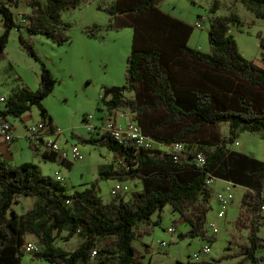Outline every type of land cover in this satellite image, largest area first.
<instances>
[{"label":"trees","instance_id":"1","mask_svg":"<svg viewBox=\"0 0 264 264\" xmlns=\"http://www.w3.org/2000/svg\"><path fill=\"white\" fill-rule=\"evenodd\" d=\"M25 1L30 6L24 25L27 34L18 32L17 37L20 46L36 58L30 34H44L56 43L66 40V24L60 21L59 12L79 0ZM158 1L114 0L115 4L104 7L109 13L125 14L129 19L123 18L133 26L130 50L125 58L124 83L103 86L100 102L106 109L99 114L101 122L102 117H108L117 108H125L140 130L155 143L144 148L129 140L119 141L99 125L93 128L94 137L77 135L80 140L105 145L114 152L117 164L100 167L97 178L137 180L139 188L131 190L128 198L119 194L102 200L94 181L90 186L67 192L58 179L43 174L35 162L9 163L0 157V264H20L19 247L26 233L34 235L40 243L33 256L49 264H154L149 258L143 262L142 252L131 241L142 231L136 228L137 222L148 223L149 215L165 203L177 210L188 224L178 236L213 238L206 231V214L213 191L211 183L206 182L208 176L243 187L228 238L237 247L218 258L238 256L233 264H242L243 259L259 264L262 256L256 255L255 249L264 244V237L257 233L264 221V158L233 150L229 144L237 130L260 131L264 139V67L238 51L233 36L227 32L228 22L238 21V15L234 12L213 15L217 0L212 2L206 25L207 51L186 44L192 25L161 10L156 5ZM240 1L255 17L264 19V0ZM17 2L0 0L3 25L0 57L10 27L21 26L15 22L11 10ZM84 30L96 35V27L86 26ZM257 36L259 46L264 47V32L258 31ZM142 80L149 83L148 102H138L136 93L126 96L123 92L134 90ZM54 82L48 67L40 62L37 86L22 87L9 95L0 115L19 116L35 104L40 121L47 131H53L55 126L40 99ZM148 108H161L165 117L146 123L142 117ZM182 120L188 122L160 134L161 128ZM221 122L227 123V135L218 132L212 140L191 138L204 124L217 128ZM174 141L182 144L178 152L169 149ZM196 152L204 157L200 165L194 160ZM41 155L58 158L65 164L72 161L58 157L51 150H42ZM18 195L36 198L30 207L16 212L11 203ZM61 230H65L64 239L74 233L82 239L74 248L63 249L54 244ZM212 263L213 260L177 262Z\"/></svg>","mask_w":264,"mask_h":264},{"label":"rangeland","instance_id":"2","mask_svg":"<svg viewBox=\"0 0 264 264\" xmlns=\"http://www.w3.org/2000/svg\"><path fill=\"white\" fill-rule=\"evenodd\" d=\"M212 2L213 0H159L156 5L170 15L191 24L192 28L186 44L207 51L206 25L211 14L209 10ZM112 4H115L114 0H79L74 6L61 8L59 19L66 24L68 38L61 43H56L44 34L31 33L32 46L37 56L34 58L20 46L18 41V32L27 34L24 25L28 19L27 13L30 11V6L25 0H18L16 5L11 6V10L15 22L21 26L10 27L3 54L0 57V95L4 97V100H0V109L5 107L6 98L20 88L33 89L37 86L39 66L40 62H43L55 78L50 91L40 99L55 126L54 130L57 131L50 132L48 136L54 138L66 150L72 144L75 145L81 153L80 158L65 164L58 158L43 157L41 147L31 148L24 143L9 162L32 160L43 174L58 179L67 192L90 186L94 181L96 192L102 200H108L113 195L117 197L119 194L128 198L131 190L140 186L137 180H122L120 182L125 184L127 189L111 194L109 189L113 184H119L116 182L118 180L111 177L97 178V173L100 167L117 164L114 152L105 145L80 140L77 137V135L83 137L96 135L95 129L86 128L85 114L94 115L90 120L93 127L99 125V114L106 109L100 102L103 86L124 83L125 58L130 50L133 25L123 18L129 19L125 14L109 13L104 9ZM229 12L238 15V21H229L227 26V32L233 36L238 51L251 60L263 59L264 55L261 56V52L264 53V47L261 48L258 44L257 32H264V19L255 17L240 0H217L213 15L221 16ZM111 21L114 23L113 26L108 25ZM196 22H199V25H196ZM86 26L96 27V35L88 34L84 30ZM2 29L0 16V32ZM123 92L126 96L136 93L138 102H148L151 99L149 83L144 80L136 83L134 90L124 89ZM117 110L122 111L123 114L115 117L116 122L123 125L129 116V111L121 107ZM164 117L165 112L161 108H148L142 118L150 124ZM3 120L12 123L15 134L23 143L25 139L27 140L25 126L40 119L36 105L31 104L19 116L11 113L0 115V122ZM186 122L188 120H182L177 124L161 128L160 134H167L177 125ZM218 132L221 136L227 135L226 122H221L217 128L212 124H204L191 138L212 140ZM229 148L249 152L260 159L264 158V139L260 131L237 130ZM222 184L221 179L215 178L210 186L214 190L220 189ZM242 190L241 185H231L233 197L222 216H216L218 205L212 191L209 198L210 208L206 214L207 220L212 219L217 228L213 233L210 228L206 229L207 234L212 235V239L201 236H178V233L184 231L188 224L168 203L154 210L149 215L148 223L138 221L136 228L142 231L137 233L131 242L142 252V261L146 262L149 258L154 264H177L178 261L184 260H213L212 264H233L238 256L218 257L237 247L228 242V238L233 230V219L239 208ZM35 198V196L18 195L11 203V207L16 212H21L30 207ZM153 219H157V222L153 223ZM257 233L264 237V221L258 226ZM64 234L65 230L57 233L54 244L66 250L74 248L82 239L76 233L64 239ZM161 240L164 243L161 244ZM26 241L36 245L35 251L40 248V243L34 235L26 233L23 242ZM203 244L208 245L209 250L199 252L194 259L192 253ZM226 245L230 247L227 249ZM19 249L20 264H38L39 262L49 264L45 260L35 258L33 256L35 251H25L21 245ZM255 254L262 256L259 264H264V244L256 247ZM242 264H251V262L243 259Z\"/></svg>","mask_w":264,"mask_h":264},{"label":"built area","instance_id":"3","mask_svg":"<svg viewBox=\"0 0 264 264\" xmlns=\"http://www.w3.org/2000/svg\"><path fill=\"white\" fill-rule=\"evenodd\" d=\"M196 25H199V22L195 23ZM4 97L0 95V100H3ZM123 114L120 110H115L112 114L108 115V117H102L101 122H99V126L101 129L107 131L112 137L116 138L119 141H132L135 145L142 146L144 148L152 147L155 143L153 139L143 133L140 130V127L138 124L130 118V116L127 117L125 123L123 125H120L116 122L115 117L117 115ZM93 118L92 113H86L85 119L87 120L86 128L88 130L93 129V125L90 122V120ZM25 129L27 131L26 135L29 140L30 146L32 148H42V150L48 151L51 150L55 152L58 157H63L69 160L78 159L81 157V153L78 150V148L75 145H71L68 150L66 148L61 147L54 138H51L48 136L50 132H57L56 130L53 131H47L44 124L38 120L31 124H28L25 126ZM11 123L8 120H3L0 122V135L4 140H8L11 137ZM171 151L178 152L182 149V144L178 141H174L171 143L170 148ZM194 160L197 164H202L204 161V157L201 152H196L194 155ZM214 180L212 176H208L206 178V182L211 183ZM112 185V187L109 189L111 194H116L119 191H123L127 189V186L125 184H122L120 181ZM231 185L232 182L229 180H223V184L220 189H217L214 191V196L217 201L218 208L216 210V216H222L224 215L225 209L227 207L228 202L233 197V193L231 191ZM262 210L264 212V203L262 205ZM207 228L211 229V232H216V226L213 223V220H207L206 221ZM171 230V228H170ZM160 243H164L163 240L160 241ZM22 248L25 251H35L37 249L36 245L33 242L26 241L22 243ZM209 250L208 245L203 244L201 247L192 253V256L194 259L197 258L199 252H207ZM91 254L94 253V249H91ZM38 264H45L43 262H39Z\"/></svg>","mask_w":264,"mask_h":264},{"label":"crops","instance_id":"4","mask_svg":"<svg viewBox=\"0 0 264 264\" xmlns=\"http://www.w3.org/2000/svg\"><path fill=\"white\" fill-rule=\"evenodd\" d=\"M254 62L258 63L259 65L264 67V58L263 59H256L253 58L252 59ZM15 127L12 125L11 123V137L8 140H4L1 135H0V157H2L3 159H5L7 162H9L10 158L14 156V153L19 150L22 145L25 143L27 146H30L29 140L27 138V140L25 139L24 142L22 143L19 140V136L17 134H15L14 132ZM23 136H25V134H23ZM31 147V146H30ZM32 148V147H31ZM24 161V160H21ZM19 161V162H21ZM32 161V160H31ZM10 163V162H9ZM223 181V179H221ZM219 188H215L213 191L217 190ZM214 195V194H213ZM214 200L217 203L215 196H214ZM226 210V209H225ZM225 214V212H224Z\"/></svg>","mask_w":264,"mask_h":264}]
</instances>
